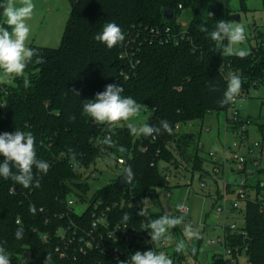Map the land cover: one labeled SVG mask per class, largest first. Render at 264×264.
<instances>
[{"label":"trees","instance_id":"trees-1","mask_svg":"<svg viewBox=\"0 0 264 264\" xmlns=\"http://www.w3.org/2000/svg\"><path fill=\"white\" fill-rule=\"evenodd\" d=\"M68 2L71 11L61 46L52 49L28 45L37 49L44 62L39 63L33 57L22 77H14L12 84L0 83V134L14 133L16 129L31 132L37 159L50 165L46 175L33 169L40 178L39 188H24L0 176V246L6 249L11 264H21L26 251H31L33 258L41 263L50 253L51 264H117L98 251L79 254L75 245L68 247L62 242L57 231L71 224L88 228L94 205L100 201L101 207L124 204L109 216L111 225L140 226L165 215L153 207L158 198L157 189L167 192L170 189L168 167L161 165L180 170L186 163L192 175L200 173L201 181L205 175L198 136L180 129L210 113L230 109V103L224 106L218 103L227 88L229 74L241 78L237 97L264 86V29H255L257 47L243 59L224 54L229 42L213 41L209 36L219 20L233 21L226 0ZM262 4L264 10V0ZM245 9L242 0V10ZM165 10L173 11L172 19L165 18ZM184 10L193 14L186 30L178 17ZM106 22H115L125 35V40L112 49L94 39ZM205 27L209 32L202 31ZM25 78L30 82L29 87L24 86ZM210 80L218 82L217 91L208 90ZM110 83L120 84L124 89L122 96H131L146 106V124L159 126L161 120H167L172 134L137 136L126 125L118 124L107 132L106 123H96L83 116L82 102L95 99ZM70 116L75 120L70 121ZM227 121L232 120L228 117ZM239 129V123L232 124V131ZM259 132L264 134V126ZM108 134L115 147L101 143ZM121 146L124 151L119 150ZM70 149L76 155L77 167H73ZM119 158L132 163L136 176L134 188H118L114 186L116 181H112L90 195L92 187L83 182L79 170L88 169L102 159ZM3 160L0 155V162ZM71 197L90 205L83 215L69 209ZM145 198L151 199L152 205L146 216H139L136 205ZM246 198L243 229L247 237L228 233V245L245 248L250 264H264V214L260 212L264 204V181L251 184ZM29 204L36 206L35 215L29 212ZM124 213L131 217L126 224L122 223ZM20 226L24 234L17 240L14 233ZM121 248L125 255L121 261L138 251L134 245ZM211 264L230 262L216 256Z\"/></svg>","mask_w":264,"mask_h":264},{"label":"rangeland","instance_id":"rangeland-1","mask_svg":"<svg viewBox=\"0 0 264 264\" xmlns=\"http://www.w3.org/2000/svg\"><path fill=\"white\" fill-rule=\"evenodd\" d=\"M67 1V0H66ZM233 15L240 16V22L231 21V23H239L245 27L246 35L249 39L240 45H234V48H243L248 53L257 47L255 39V29H264V10L262 0H244L246 9L242 10V0H226ZM21 0L14 3L20 6ZM35 8L30 20L26 23L30 27L29 38L26 46L34 44L41 47L57 49L61 46L66 24L70 15L71 7L64 6L61 0H32ZM3 9L0 8V25L11 31L6 25V17L2 15ZM181 27L186 30L193 17L190 10H184L178 14ZM14 77L6 75L0 70V83L12 84ZM234 111H238L241 118L249 119L252 124L247 126L248 138L245 140L246 148L240 147L241 141L239 137L226 128V119L232 118ZM148 111L143 110L137 117L131 118L129 121H121L118 125H126L134 123L137 127L146 124ZM264 126V86L258 87L257 90L251 91L248 95L238 97L235 108H230L227 112L210 113L203 120L188 123L183 126L180 131L183 133H191L198 136L202 144V152L200 155L205 159L203 165L204 176L200 180V173L196 172L192 175L187 168L186 163L182 165L183 169H175L173 166H166L167 173L171 174L169 193L162 189L158 193V198L153 203V207L158 211H163L169 216H180L182 224L169 230L167 243L175 250V246L180 241H184L185 247L179 254L185 259L186 264H211L214 256L224 253V246H214L209 243L210 239L217 238L222 235V229L213 231L212 227L216 226L223 216H217L220 207H224L227 224L236 223L242 225L244 221L245 203L237 201V193L239 184L243 179H249L256 182L264 181V174L257 175L251 163L247 166L248 173L252 176L241 172H232L231 167L232 156L230 149L242 155L247 154L249 146H253L256 142L263 141L264 134L259 132L260 127ZM256 154L258 153L255 149ZM215 158L220 164L226 162L224 169L220 174L214 172ZM98 165L101 175L98 181H94L91 192L92 195L97 189L105 184L110 183L112 179L123 173L112 164L111 159H102ZM184 163V162H182ZM224 165V164H223ZM185 168V170H184ZM205 183V187L201 184ZM250 182V181H249ZM249 191V188L246 189ZM221 195L220 196L218 195ZM182 204L183 208L188 210V214L184 215L182 210L177 209V205ZM233 205H238L239 209L235 211V215L231 216ZM242 208V210H240ZM84 206L75 207L77 213H83ZM194 231H198L203 238L188 239L184 235V226L186 222ZM239 264H247L246 254L242 255Z\"/></svg>","mask_w":264,"mask_h":264},{"label":"clouds","instance_id":"clouds-1","mask_svg":"<svg viewBox=\"0 0 264 264\" xmlns=\"http://www.w3.org/2000/svg\"><path fill=\"white\" fill-rule=\"evenodd\" d=\"M0 8L3 9V17H6V25L11 28V31H9L0 25V70L10 77H22L33 57H36V61L39 63L44 62L43 58L38 56L37 49L26 46L30 33V27L26 22L31 19L35 5L32 0H21L20 6H17L13 0H0ZM210 15L212 14L210 13ZM202 31L209 32L207 27L203 28ZM209 36L213 41L227 40L229 42L223 49L226 55H236L243 59L249 54L243 48L233 47L242 44L246 40L245 27L242 24L219 20L209 32ZM94 39L105 44L108 49H112L125 40V35L115 22H106L102 32L97 33ZM226 79L227 88L218 101L221 106L233 102L242 87V81L238 75L229 74ZM217 83L216 80L208 81V90L211 92L217 91ZM24 86H30L27 78L24 79ZM123 91L124 89L120 84H107L103 92L96 94L95 99L82 102V115L90 117L96 123L115 125L121 121H129L131 118L137 117L143 110H146V106H142L131 96H122ZM71 92L75 96H79V92L75 89H72ZM69 119L74 121L75 117L70 116ZM127 127L131 134L146 137L162 132H167L170 135L173 131L167 120H161L159 126L141 124L137 127L134 123H128ZM101 143L108 147H115L110 135L105 136ZM34 144L35 137L31 132L16 129L14 133L4 132L0 134V155L4 157L3 162H0V176L6 180L11 179L24 188L30 186L39 188L41 186L40 178L34 175L33 169L35 168L39 173L46 175L50 165L44 160L37 159ZM119 150L124 151L125 149L121 146ZM69 151L72 153L73 167H77L76 155L71 149ZM13 168L16 169L15 172H13ZM144 200L136 205L140 209L137 212L139 216L148 214ZM177 209L182 210L183 205L178 204ZM29 212L33 215L36 214L37 208L34 204H29ZM130 218L128 213H124L122 223L126 224ZM182 222L180 216H169L167 214L152 220L147 225V228L150 229L151 242L167 240L169 230L181 225ZM23 234L24 228L22 226L18 227L14 233L17 240L22 239ZM184 235L188 239L201 238V234L194 231L190 225L184 226ZM184 247V241H180L176 244L175 250L180 253ZM51 261V254L48 253L44 264H51ZM0 264H11L3 246H0ZM117 264H173V260L164 252L156 253L151 249L144 252L136 251L131 255L130 261L128 259L118 261Z\"/></svg>","mask_w":264,"mask_h":264},{"label":"built area","instance_id":"built-area-1","mask_svg":"<svg viewBox=\"0 0 264 264\" xmlns=\"http://www.w3.org/2000/svg\"><path fill=\"white\" fill-rule=\"evenodd\" d=\"M178 9L182 10V6H179ZM247 39H249V37L246 35V40ZM237 99L238 97H236V99L233 102H230L231 104L230 108H235ZM230 119L232 120L230 123H228L226 119V128L231 132H233L234 134H236L237 137H239L241 141V144L239 146L246 148L245 140L248 138V131L246 127L251 125L252 122L249 119L241 118L238 111H234L232 114V118ZM234 123L240 124L239 130L236 131L231 130L232 124ZM114 128L115 125H108V124L106 125L107 132L112 131ZM176 130H179V128L177 127ZM202 147H203L202 144L199 142L198 149L201 152H202ZM255 149H257L258 151L257 154L255 152ZM230 151L231 153H233L232 156L233 166L231 167L232 172H241L243 174L248 175L249 177L250 174L247 171V166L249 163L252 164L255 173L257 175H259L261 171L264 172V140L260 142H256L253 146H249L246 155L237 153L233 151L232 148L230 149ZM210 157L212 156L210 155ZM111 160L114 166H116L120 170H123L124 172L127 163L126 159L119 158L116 160L114 159ZM212 161H215L214 162L215 174L216 175L220 174L221 171L224 169L226 162L223 161L224 164L223 165L220 164V162H218L217 160H215V158H213ZM98 162L88 169L79 170V173L83 175V182L89 184L91 187L93 186L94 181L96 182L98 181L100 176L102 177L101 171H99L98 169V165H99ZM167 174H168L167 180L170 181L171 174L169 173ZM252 175L253 174H251L250 176ZM119 176H117V178ZM251 178L252 177H249V179H243L240 182L238 186L239 191L236 196L237 201H242L246 204V199H247L246 189L249 188L251 184H255L257 182V181L253 182ZM116 180L117 179L114 180L112 179V181H116ZM201 186L205 187V183L203 182ZM159 191L160 189H157L158 193ZM168 194L170 193L168 192ZM144 204L146 210L148 211L152 205L151 199L148 198L144 200ZM77 206H84L85 207L84 212H86L90 207L88 203H83V202L80 203L76 197L69 198L68 200L69 209L75 211V207ZM123 206H124L123 203L122 204L115 203L113 205L101 207V201H100L94 205L91 225L88 228H83L77 226L76 224H71L67 228H61L59 231H57V236L60 237L62 242H65L68 245V247L75 245L77 247L79 254L86 255L89 252L98 251L102 256H105L107 258H112L114 262L121 261L125 256L121 248L122 246L129 247L134 245L136 246L137 250L140 252L148 251L151 249L156 253L164 252L168 257H170L173 260V264H186L185 259L182 258V256L179 253H177L176 250L174 249L172 250V246L168 245L167 240L151 242V237L149 235L150 229L147 228L148 224L143 223L140 226L119 225V224L111 225L109 221V216L118 207L122 208ZM238 209H239L238 205H233L231 209L232 211L231 216H234L235 211H237ZM225 210L226 209L224 207L222 208L220 207L217 216H223V219L219 220L215 227L214 226L212 227L213 231H216V229H222V235L218 236L217 238L210 239L209 243L214 246H218V245L224 246V253L219 255L216 254L214 257L217 256L219 258H222L224 261H229L230 264H239V260L242 257V255L246 254V249L244 248L243 250H240L238 247L231 248L228 245L227 235L228 233H230L231 235L237 234L238 236H243L244 238H246L247 233L243 229V224L242 225H238L236 223H233L231 225L227 224V216ZM240 210H242V208H240ZM182 212L184 213V215L188 214V210L186 208H183ZM260 212L264 214V204ZM83 213L80 214L77 213V214L83 215ZM186 224L189 225V222L187 221ZM201 238H203V234L201 235ZM44 240H47V237H44ZM57 251H59V249H57ZM61 257H64L63 253L61 254ZM130 259L128 260L130 261ZM21 264H44V262L41 263L36 261L33 258L32 252L26 251L22 255ZM247 264H250L248 260H247Z\"/></svg>","mask_w":264,"mask_h":264},{"label":"water","instance_id":"water-1","mask_svg":"<svg viewBox=\"0 0 264 264\" xmlns=\"http://www.w3.org/2000/svg\"><path fill=\"white\" fill-rule=\"evenodd\" d=\"M173 14L174 13L172 10L164 11V16L167 20L172 19ZM232 20L240 22V16L233 15ZM135 183H136V176H135L134 168L132 163L128 159L124 172L117 178L116 182L114 183V186L118 188L132 189L134 188Z\"/></svg>","mask_w":264,"mask_h":264},{"label":"crops","instance_id":"crops-1","mask_svg":"<svg viewBox=\"0 0 264 264\" xmlns=\"http://www.w3.org/2000/svg\"><path fill=\"white\" fill-rule=\"evenodd\" d=\"M14 1H16V0H13V2H14ZM61 1L63 2V5H64V6H66V5H67L68 7L70 6V3L68 2V0H67V1H66V0H61Z\"/></svg>","mask_w":264,"mask_h":264}]
</instances>
